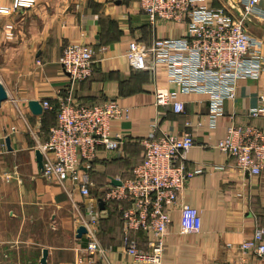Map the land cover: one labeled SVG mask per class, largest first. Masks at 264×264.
I'll return each mask as SVG.
<instances>
[{"label":"crops","instance_id":"1","mask_svg":"<svg viewBox=\"0 0 264 264\" xmlns=\"http://www.w3.org/2000/svg\"><path fill=\"white\" fill-rule=\"evenodd\" d=\"M11 1L0 0V6ZM242 1L205 0L209 6L224 7L236 19L241 16ZM244 28L261 41L264 55V0L259 1L257 14L246 17ZM9 29L11 38L6 36ZM184 33L182 23L150 25L139 0H36L29 9L0 14V83L7 94L0 103V264H40L43 249L47 250L44 264H69L75 248L87 241L85 233L77 234L81 225L78 213L98 217L97 238L106 251L97 264H139L123 251L120 207L127 204L104 200L103 189L112 179L131 177L132 167L144 158V149L136 141L147 136L150 122L159 112L161 131L180 134L185 122L190 123L194 145L185 165L187 169L202 167L178 197V203L198 210L200 231L180 235L179 211L173 208L161 264H225L232 260L261 264L252 255L242 254L239 245L256 227H264V168L257 176L239 171L215 146L225 138L232 115L245 120L248 108L255 105L260 83L239 80L235 98L224 102V114L210 127L206 95L181 93L163 69L134 67L124 55L129 41L148 45L156 37L178 38ZM69 43L88 44L95 59L91 76L72 87L75 100L114 99L128 108L127 118L113 122L111 129L112 134L120 132L126 139L121 156L97 147L85 172L90 182L87 197L69 184L66 190L42 176L36 151L55 123V110L34 114L28 104L43 99L53 103L68 93L69 81L59 57ZM156 87L174 91L184 103V112L156 106ZM251 122L264 127V119ZM129 236L140 249H146L144 233L132 231Z\"/></svg>","mask_w":264,"mask_h":264},{"label":"built area","instance_id":"2","mask_svg":"<svg viewBox=\"0 0 264 264\" xmlns=\"http://www.w3.org/2000/svg\"><path fill=\"white\" fill-rule=\"evenodd\" d=\"M259 1L243 0L241 16L236 19L224 7L209 6L205 0H139L140 10L150 25L158 21L182 23L185 33L178 38L156 37L148 45L129 41L124 52L134 67L163 69L168 81L175 83L181 93L206 95L210 127L224 114V102L235 98L239 80L260 83L255 105L248 108L245 120L232 115L225 138L215 145L230 157L234 168L253 176L264 168V127L251 122L264 119V55L261 41L246 31L244 20L258 13ZM35 2L12 0L10 5L0 6V14L29 9ZM10 29L8 38L12 37ZM94 62V51L88 44H66L59 63L68 78L69 91L53 103L47 99L40 102L42 109L55 110V123L49 127L47 139L38 146L41 174L66 190L69 184L83 197L90 194L85 172L96 157L97 147L100 145L114 157L121 156V145L126 139L120 132L111 133L112 123L128 116V108L114 99L96 103L75 100L72 87L91 75ZM154 93L156 106L174 113L184 112V103L174 91L156 87ZM158 116L150 122L147 136L136 141L144 149V158L132 167L131 177L103 189L104 200L127 204L120 207L122 246L124 253L139 264H161L173 208L179 211L180 235L199 233L201 227L198 210L178 203L184 185L202 170L200 166L187 169L185 165L187 153L194 145L190 123L186 121L185 130L173 134L159 129ZM78 217L87 241L83 247L75 248L69 264H97L106 251L97 238L98 217L81 213ZM132 231L146 235V249H140L136 239L129 236ZM239 250L264 264V227H256ZM225 264L240 262L232 260Z\"/></svg>","mask_w":264,"mask_h":264},{"label":"water","instance_id":"3","mask_svg":"<svg viewBox=\"0 0 264 264\" xmlns=\"http://www.w3.org/2000/svg\"><path fill=\"white\" fill-rule=\"evenodd\" d=\"M6 97H7L6 91H5L4 87H3V85L0 83V103L4 99H6ZM28 104H29V107H30L31 111L34 114H39L42 111V107H41L39 101L30 100L28 102ZM5 141H6V145L9 146V138L8 137H6ZM36 158L38 160L39 165L41 166L42 165V163H41V158L42 157H41V154H40L39 150L36 151ZM111 184L120 185L121 181H119L117 179H112ZM82 233H85V228H84V226L80 225L78 227V229H77V234H78V236H80ZM46 255H47V250L43 249L42 257L40 259V264H44Z\"/></svg>","mask_w":264,"mask_h":264},{"label":"trees","instance_id":"4","mask_svg":"<svg viewBox=\"0 0 264 264\" xmlns=\"http://www.w3.org/2000/svg\"><path fill=\"white\" fill-rule=\"evenodd\" d=\"M91 74H92V73H91ZM90 76H91V75H90ZM90 76H89V77H90ZM89 77H87V78H89ZM87 78H86V79H87Z\"/></svg>","mask_w":264,"mask_h":264}]
</instances>
